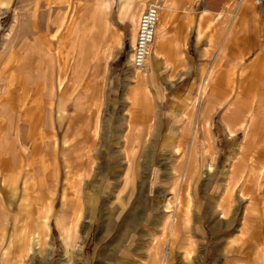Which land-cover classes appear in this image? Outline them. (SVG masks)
Returning a JSON list of instances; mask_svg holds the SVG:
<instances>
[{
  "label": "rangeland",
  "instance_id": "rangeland-1",
  "mask_svg": "<svg viewBox=\"0 0 264 264\" xmlns=\"http://www.w3.org/2000/svg\"><path fill=\"white\" fill-rule=\"evenodd\" d=\"M61 1L0 0V229L8 235L25 231L29 201L33 217L39 208L51 213L40 241L26 238L30 254L20 264H149L151 254L158 264L168 261L164 253L172 264H240L237 246L251 259L259 252L253 246L264 253V184L257 192L250 187L245 198L236 196L231 210L237 214L227 226L214 205L242 133L228 154L229 137L220 141L219 113L211 106L216 97L205 109L197 102L202 82L211 78L201 77L196 90H188L194 78L183 76L187 55L181 46L170 53L173 68H155L148 57L137 71L130 62L146 5H166L174 10L169 20L178 21L183 0ZM190 4L196 14L197 0ZM35 38L45 40L51 53L62 51V71L43 69L42 47L38 53L31 46ZM254 53L245 56L237 76L247 94ZM141 77L147 79L140 83ZM138 136L137 145L127 147ZM260 172L264 176L253 163L252 185ZM179 176L186 178L182 192L188 198L171 203ZM167 201L170 212L181 213L173 221L177 232H164L161 241ZM246 206L252 228L243 246L228 245L239 236ZM68 226L71 255L64 242Z\"/></svg>",
  "mask_w": 264,
  "mask_h": 264
},
{
  "label": "crops",
  "instance_id": "crops-1",
  "mask_svg": "<svg viewBox=\"0 0 264 264\" xmlns=\"http://www.w3.org/2000/svg\"><path fill=\"white\" fill-rule=\"evenodd\" d=\"M66 2V0H62L59 4ZM190 2L191 0H183V17L178 21L169 20L174 10L166 5H161L149 57L152 66L155 68L157 65L166 66L167 63L173 68L176 64L170 57V53L174 50V47L181 46L183 52L187 55V64L183 67V76L194 78L193 82L187 85L188 90L195 91L201 77L211 78L209 83L207 80L202 82L197 102H200V108L205 109L210 106L211 98L216 97L215 100H217L211 106L219 113V138L220 141H223V136L227 133L229 137L226 143L228 154L234 151L231 156L228 155L230 166L224 172L221 188H217L214 203L216 210L221 214V219L224 221L222 223L227 226L229 223L227 220L237 214L231 210L236 196L245 198L250 193V187L253 186V189L257 192L264 184L263 172H260L254 179L253 185L250 173L253 163L255 166L259 165L260 169L264 168V151L261 150L264 147V78H260V76H264V62L260 61L264 55V0L261 4H256L254 0H243L238 6L234 0H197L198 10L196 14L191 13L189 10L192 8ZM231 7L232 11H229ZM222 15H228L231 20L221 22L220 17ZM48 24H51V20L47 21L46 30ZM124 33L123 31V35H125ZM126 36L129 40L131 39L129 32ZM38 39L35 38L31 46L37 52L39 47H42V51H40L42 53L38 58L43 65V69L51 73L54 68L57 72L62 71L65 66V63L60 62V60L64 61L63 59H65L64 56H60L62 51L51 53L52 51L44 42L45 40ZM221 39L225 41L224 46H221ZM229 41L230 45L226 46ZM44 49L46 53L43 51ZM80 50L81 54L85 55L83 44L80 46ZM229 51L233 53L231 59L220 57V53L224 54ZM251 52H255V56L250 60L248 68L255 77L252 78L253 88L247 94L243 89V81L237 76H240L244 71V58ZM55 56L57 58L54 61ZM148 62L149 60H147ZM146 79L141 77L139 82L142 83ZM45 83L50 86L51 79H47ZM239 131L242 133V143L237 153H235V150L231 151L230 145L236 141ZM139 138V136L136 139L131 137L127 147L136 146ZM222 143L224 145V142ZM175 179L178 180L176 182L178 185L176 188L171 189L173 198L169 201L177 203V199L180 197L181 203H184L185 199L188 198L185 189L182 192L186 178L179 176ZM26 181L27 186H29L33 181V176L29 175ZM169 201L165 203V219L158 229L157 236L160 237L161 241H163L164 232L170 234L177 232L178 225L174 224L173 221L179 222L176 215L181 213L175 212L174 214V212H170ZM31 209V202L29 201V214L25 231L8 235L0 229V248L3 249V264L22 263L30 254L26 238L29 235L32 237L39 236V234H43L48 230L47 222L51 213L46 214L44 208H39L36 211L37 216L33 217L30 212ZM252 217L249 207H244L243 211L240 212L239 236L231 237L228 240V245L234 241L235 244L242 242L240 245L243 246L244 236L253 225H251ZM65 228L72 229L69 226ZM237 248L235 247V251L240 257L238 260L236 258L237 263L264 264V253L261 248L253 246L254 252H259L252 259L249 256L250 254L243 251V247L237 246ZM68 250L66 253L73 254L70 248ZM164 255L168 257V261L163 258L158 264H172L169 261V255L165 253ZM149 264H156L153 254H151Z\"/></svg>",
  "mask_w": 264,
  "mask_h": 264
},
{
  "label": "built area",
  "instance_id": "built-area-1",
  "mask_svg": "<svg viewBox=\"0 0 264 264\" xmlns=\"http://www.w3.org/2000/svg\"><path fill=\"white\" fill-rule=\"evenodd\" d=\"M236 5H240L243 0H234ZM256 4H261L262 0H254ZM161 5L158 2H150L140 16L136 39L132 47L130 62L137 71H142L147 65L149 51L153 43L156 22Z\"/></svg>",
  "mask_w": 264,
  "mask_h": 264
},
{
  "label": "bare ground",
  "instance_id": "bare-ground-1",
  "mask_svg": "<svg viewBox=\"0 0 264 264\" xmlns=\"http://www.w3.org/2000/svg\"><path fill=\"white\" fill-rule=\"evenodd\" d=\"M155 37V36H154ZM47 209V208H46ZM45 209V210H46ZM47 211V210H46ZM46 214H48V213H46ZM247 222V221H246ZM47 228V227H46ZM71 228L70 229H66L65 227L63 228V232H64V234H66V236L64 237V242H65V244H66V246L67 247H69V248H72V246H70L69 244H70V242L71 241H73L74 240V236H72V234H70V232H71ZM48 237V236H47ZM241 237V236H240ZM32 238H35L36 239V241L37 242H39L40 241V238L41 237H39L38 235H37V237H35V236H33ZM35 244V243H34ZM38 244V243H37ZM257 249V248H256ZM68 250V249H67ZM163 263V262H162Z\"/></svg>",
  "mask_w": 264,
  "mask_h": 264
}]
</instances>
